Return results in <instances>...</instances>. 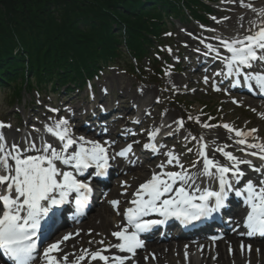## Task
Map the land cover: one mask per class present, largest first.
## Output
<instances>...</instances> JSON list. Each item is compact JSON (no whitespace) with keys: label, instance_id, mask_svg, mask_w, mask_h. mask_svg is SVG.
<instances>
[{"label":"snow or ice","instance_id":"6c2138e0","mask_svg":"<svg viewBox=\"0 0 264 264\" xmlns=\"http://www.w3.org/2000/svg\"><path fill=\"white\" fill-rule=\"evenodd\" d=\"M241 6L251 8L252 12L257 13L258 22L250 21L251 27L244 35L230 39L217 38L220 47L228 55L221 56L218 48L205 45L208 48L206 55L215 52L216 58L221 59L224 64L225 71L216 75L234 77L232 86H240L242 77L243 86L250 90L254 88L264 95V72L243 71L251 69L254 62H264V9L257 10L251 3L246 4L243 0ZM207 81L208 78L205 77V82ZM213 87L215 89V84ZM176 123L183 127L182 121ZM202 126L214 127L208 124ZM222 126L229 132H235L238 137L235 143L243 146L237 151L245 156L257 157L261 161L259 166L251 159L226 151L229 147L227 144L215 149L225 157L227 163L221 164L215 158H209L203 137L199 138V159L191 164V168L196 171L185 168L172 151L165 153L167 164H175L180 170L164 171V164L157 165L161 171L153 172L149 180L139 185L133 193L134 198L129 201L131 206L123 213L126 224L112 233L119 242L109 245L110 248L135 255L136 250L144 246L141 233L150 231L169 218L188 224L210 217L225 208V202L232 192L236 197H242L247 208L242 225L237 223L236 227L242 226L246 230L243 235L264 237V142L248 141V137L256 129L245 132L233 129L229 124ZM4 127L10 125L0 122V128ZM44 131L55 137L60 142L59 145H53L41 138L39 146L34 142H26V147L13 144L9 148L4 136L0 134V253L11 264H33L37 259L39 243L45 238L42 229L46 218L50 214L55 215L54 209L69 203L73 194L77 213H83L93 191L87 181L92 176H105L110 159L125 158L132 152V145H128L116 152L115 157H110L108 141L101 143L84 136L74 138L69 121L65 118H60L51 125L45 124ZM157 132L158 130L150 131L149 139L154 140ZM256 139L253 137V140ZM144 148L153 152L158 150L154 143H146ZM250 149L255 151H249ZM188 151L191 152L192 149ZM198 164H202V167L198 168ZM241 165H247L258 174V183L249 179L243 182L242 188L237 187L246 175ZM93 168L94 173L86 177L89 169ZM81 177L85 179H80ZM204 181L215 182L217 188L203 186ZM110 203L116 208L119 201L113 200ZM153 213L163 219H145ZM70 236L71 234L65 235L63 240H68ZM60 243L62 241L44 248L43 255L40 256L44 264H68L67 255L62 258L53 255L60 250ZM88 255L91 260L98 259L103 264H125L126 260L131 259V256L103 255L100 250ZM84 259L85 255L81 254L75 264Z\"/></svg>","mask_w":264,"mask_h":264},{"label":"trees","instance_id":"16d2710c","mask_svg":"<svg viewBox=\"0 0 264 264\" xmlns=\"http://www.w3.org/2000/svg\"><path fill=\"white\" fill-rule=\"evenodd\" d=\"M207 11L201 0H0V89L14 106L115 64L136 75L168 19L204 21Z\"/></svg>","mask_w":264,"mask_h":264},{"label":"rangeland","instance_id":"374dc122","mask_svg":"<svg viewBox=\"0 0 264 264\" xmlns=\"http://www.w3.org/2000/svg\"><path fill=\"white\" fill-rule=\"evenodd\" d=\"M231 1L232 0H214L213 3L209 4L212 13L206 17V26L187 21L179 23L178 20L172 22L168 20L170 25H168V31L165 33L164 40L162 41L165 46L158 47L159 44H156L150 54V58L143 61L142 75H129L125 72L123 63L121 65L115 64L101 73L99 79H92L90 81V85H92L91 88L89 86L82 87L79 91L74 90V92L67 97H63L60 94L48 95L46 93L37 96L34 92H26L23 93L21 103L13 107H9L8 105L9 93L6 90H0V121H4L5 125H10V128H15L16 125L19 127L25 125L27 128H34V123L37 122L43 123L44 125H51L53 121L60 118H65L74 125H79L83 123L82 121L87 115L89 116L90 108L94 107L97 103L106 106H114V109L117 110L113 113L114 117L120 116L124 118L130 116L131 114L126 112L130 107L138 111L139 117L147 113V119L150 120V123L154 124L153 126L155 127L158 122L168 125L170 118L167 113L172 112L176 115V120L171 129H173L176 135L178 133V136L174 143H170L171 146L169 148L160 152V155L161 153L172 151L180 158V163L182 164L188 163V155L190 157L197 155V149H193V146L199 149V138L203 137V139H205L201 131L203 129L202 125L208 124L214 125V127L223 125L220 119L225 112L232 114L233 117L240 122V128L238 129L245 132V126L250 122L260 123L262 128L261 136H264V111L258 110L262 112L261 115L260 112L255 111L245 102L247 100L253 101L250 98L240 97L239 94H234L223 87L219 89L220 91H215L213 84L217 85L220 75L214 80L215 83L205 82V77L210 78L211 76H216L217 71L213 68L208 70L206 75L203 74L199 76L197 80L195 79V84L190 80L188 85L185 86V78L187 76H184V73L192 74L194 70L192 67H185L182 62V53H184V55L187 54L186 56L190 55V51H188V45L190 43L184 40L183 36H194L197 33L205 32V30L215 34H233L237 27L226 25L219 29L212 24L216 18L217 12L225 10L228 7L227 4H230ZM204 2H206V0H204ZM153 61H158L163 65L164 71L162 76H159V74L155 72V69L152 67ZM189 62L192 63L195 62V60L191 59ZM203 71L204 69L200 71V73H204ZM105 92L106 94H104ZM85 100L87 102H85ZM51 109H56V111H51ZM78 115L83 119H78ZM152 117L158 118L159 121L154 122ZM50 120L52 121L51 123H46L50 122ZM177 121H182L184 123L183 127H180L176 123ZM116 123H114L115 126H120L123 121L119 119ZM258 125L259 124H257L255 128H257ZM115 126L109 129V131L115 133V128H118ZM70 129L71 131L73 130L72 127H70ZM102 130L105 131V128ZM15 135H18V137L21 136V134H17V132ZM179 135L181 137H179ZM192 137H196L197 139L193 140ZM205 140L204 143H206ZM185 143H189L190 148L183 147ZM188 149H192V151L189 152ZM166 162L167 160H165V163ZM191 164L192 163L189 162L187 166ZM198 165L202 167V164ZM126 181L128 182V177L123 176L118 182H122L125 186ZM119 186L117 188H119ZM124 189L125 187L119 188V190ZM104 202L103 199L98 201L92 211L84 217V219L80 222H74L72 226L67 229L72 230L71 228L74 226L84 223L89 217H93L97 209ZM114 230L116 231V228H114ZM91 239L93 238L85 240L83 247H68L67 252H84V250L88 248ZM99 241L98 245L100 249L112 243L111 238L105 240L104 245H102L101 240ZM254 242L258 241L255 240ZM137 255L145 257L146 254L145 251L142 250L139 251ZM87 261L91 262L92 260L89 257ZM258 262L259 258L253 259V264H259ZM92 264H96V262ZM177 264H189V262L182 257L179 262L177 261ZM197 264H201L200 260ZM202 264H204V261H202ZM209 264H212L211 260Z\"/></svg>","mask_w":264,"mask_h":264},{"label":"bare ground","instance_id":"6f19581e","mask_svg":"<svg viewBox=\"0 0 264 264\" xmlns=\"http://www.w3.org/2000/svg\"><path fill=\"white\" fill-rule=\"evenodd\" d=\"M244 3H251L252 7L259 9H264V0H243ZM228 7L225 10H221L217 12L216 18L212 22L216 26V28L221 29L223 26H234L237 27L236 31L233 32L236 36H241L246 34V30L251 27L250 21L257 20L258 17L257 13L252 12L251 8L242 7L241 6V0H232L230 4H227ZM200 37V40L203 42H210V43H216V41L212 38V36L207 33L203 32L198 34ZM229 38V36H227ZM224 38V39H228ZM183 39L189 42L191 45L195 47H203L202 42H199V40H194L193 36H183ZM262 64V63H261ZM213 67L218 68L219 65H215ZM184 76H187L185 78V86L188 85L189 81L192 80L193 84L196 83V80L199 77V74L190 75L187 73H184ZM196 79V80H195ZM213 79H216L214 77ZM176 81V80H175ZM195 81V82H194ZM248 103L255 111L263 110L264 111V103L262 102H253V101H245ZM260 112V111H258ZM262 115V112H260ZM148 116V114H145ZM168 117L170 118V122L168 123V127H173L174 122L176 120V115L172 112L167 113ZM154 119V122L159 121L158 118L152 117ZM143 121H146V119H143ZM150 121V120H149ZM220 121L224 124H229L232 126L233 129L240 128V122L233 117L232 114L224 113L220 119ZM264 122V121H263ZM259 124L256 128V132L252 133L251 136L248 137L249 142H264V140L260 141L262 128L260 123L257 122H250L245 126L246 130L254 129L255 126ZM112 126V125H109ZM153 126L152 123H143L142 127L143 129H150ZM121 129H125V124L121 127ZM42 131V130H41ZM204 134L206 145H207V155L210 157L215 158L216 160H225V157L215 151L217 147L223 146L225 144L229 145V147L226 149V151L233 152L236 156L239 157H245L244 153L237 154L238 152H234L233 150L243 147L242 145H238L235 143V139H238V137L235 136V132H229L227 131L222 125H218L216 127H208L201 130ZM0 134L7 135L6 138V145L10 148L12 145V141H15L17 145H22V142H18L17 138H13L10 136L11 129L8 127L0 128ZM71 135L77 136L75 131L71 132ZM101 137L103 134H100ZM178 136L174 133L171 138H169V142L166 143L167 147H170V143H174L176 140V137ZM179 137H181L179 135ZM231 137V139H230ZM253 137H256V140H253ZM91 140V139H89ZM97 140V139H95ZM103 141V140H102ZM100 141V142H102ZM113 141H116V139H110L108 142L112 143ZM32 142L36 143L37 146H39V143L36 139L32 140ZM23 148V147H22ZM251 151H255V149H250ZM249 150V151H250ZM252 158L251 156H249ZM159 159H161V162H158ZM159 159H154V157L146 159L148 163L143 164H136L132 165L130 164L129 168L123 173L128 177V182L132 183V187L134 189H138L139 185L149 180L153 174V172H160V168L157 167V165L164 164L165 168L168 170L173 171H179L180 169L173 165H168L165 163V160H167V156L163 155ZM198 156L195 155L192 157V160H198ZM227 162V161H226ZM199 168V165H197ZM242 169L246 174H253L252 170L248 168L247 165H241ZM164 168V169H165ZM185 168H189L191 171H196V169H192L191 165L187 166ZM131 185H129L130 187ZM129 191V188H125L124 192L121 194L120 190L117 187H114L113 190L109 193L108 197L109 199H113L116 201H119V204L121 203L123 205L124 201V194H126ZM136 192V191H135ZM108 200V199H107ZM126 202V201H125ZM118 208V209H116ZM116 208H113L112 204L108 200V204L104 202L96 211V213L93 215V217L87 218V220L84 223L78 224L71 228L72 230H60L61 233L57 234V238L66 234H71L70 238L65 241L62 240L61 247L63 251L67 250L68 247H83V243H85V240L89 238L91 239V242H89L88 245V251H98L100 249L99 240H101L104 245V241L108 238L112 239L111 244H116L119 241L116 237L112 235V233L115 231L114 228H116V231L118 229V226H123L124 223H120L119 221L122 219L124 220L123 214L119 213V206ZM119 222V223H118ZM243 218L236 215L233 217V226H236L237 223H240L242 225ZM240 228H243L242 226ZM59 231V230H58ZM56 231V232H58ZM225 236H221L220 238L212 239L210 240L209 237L200 236L192 239H172L170 240H161V241H154L150 243H146L143 247L145 248V257H141L140 255H132L131 259H128L125 261V264H177V261L179 262L182 257H184L186 260H188L189 264H197L200 260L201 264L202 261H204V264H209V261L211 260L212 264H253L254 258H259V264H264V240L254 242V240H248V236H244L241 234L240 230H228L224 233ZM56 238V239H57ZM184 242H183V241ZM66 242V243H64ZM81 242V243H80ZM47 243V242H46ZM53 244V242L48 243ZM109 244V245H111ZM47 245V246H48ZM109 245L102 248L100 251L103 255L107 256H113V255H121V256H130L128 253H122L119 252L115 248H110ZM243 245V248L241 247ZM46 246V247H47ZM104 249H107V251H103ZM187 253V256H186ZM54 255V253H53ZM72 256H79V254L76 252ZM86 258V254H85ZM69 263V262H68ZM83 264H86L85 259L82 261ZM0 264L1 261H0ZM44 264V263H43ZM97 264H103L102 261L97 262Z\"/></svg>","mask_w":264,"mask_h":264}]
</instances>
